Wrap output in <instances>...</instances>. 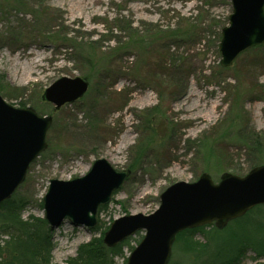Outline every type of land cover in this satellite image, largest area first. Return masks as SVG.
Here are the masks:
<instances>
[{
    "label": "rangeland",
    "instance_id": "rangeland-1",
    "mask_svg": "<svg viewBox=\"0 0 264 264\" xmlns=\"http://www.w3.org/2000/svg\"><path fill=\"white\" fill-rule=\"evenodd\" d=\"M11 2L0 0V8ZM41 5L61 18L58 33L63 38L66 32L65 41L51 45L29 35L28 47L13 46L19 27L32 21V9L0 14V94L17 107L53 117L48 147L31 164L16 192L28 201L23 217H43L41 203L50 181L85 175L97 159H107L119 171L131 170L110 204L99 209L96 228L74 227L65 221L52 231L55 264H66L82 244L101 237L115 219L153 213L161 194L175 182H194L207 172L217 183L226 172L244 176L250 158L264 163V143L251 155L241 141L256 132L264 142V44L241 54L230 67L220 63V35L229 24L232 0H44ZM128 24L144 32L131 41L126 54L107 62V70L100 71L106 60L96 69L90 67L92 59L83 48L64 49L85 44L93 53V65L94 60L102 62L97 48L105 52L118 41L127 42L128 35L120 28ZM158 30H178L185 36L174 39L163 32L159 39ZM140 36L152 46L138 48ZM89 41L98 42V47L86 45ZM170 59L177 62L175 66L168 64ZM77 76L89 82L82 98L58 111L42 100L55 81ZM194 115L201 116V122L196 123ZM205 135L212 152L204 145L198 157V148L188 140ZM124 136L128 140L123 141ZM248 219L264 224V207ZM144 235L140 231L129 238L124 256L113 262L126 264ZM194 237L205 240L202 232ZM182 245L175 243L172 261L182 259ZM261 261L250 251L244 263Z\"/></svg>",
    "mask_w": 264,
    "mask_h": 264
},
{
    "label": "water",
    "instance_id": "water-1",
    "mask_svg": "<svg viewBox=\"0 0 264 264\" xmlns=\"http://www.w3.org/2000/svg\"><path fill=\"white\" fill-rule=\"evenodd\" d=\"M232 6L219 45L223 67L232 66L241 54L264 43V0H232ZM88 89L89 82L80 76L62 77L45 89L42 100L54 104L58 111L82 98ZM52 124L51 115H40L31 107H17L0 94V204L12 198L31 164L47 149ZM130 175L131 170L119 171L100 158L85 175L52 179L43 198L44 218L52 229L65 221L94 229L99 208L110 204ZM260 205H264V163L244 176L223 173L217 183L204 172L194 182L179 181L168 186L153 213L115 219L103 243L114 248L145 231L127 264H169L179 233L211 224L223 230Z\"/></svg>",
    "mask_w": 264,
    "mask_h": 264
},
{
    "label": "trees",
    "instance_id": "trees-1",
    "mask_svg": "<svg viewBox=\"0 0 264 264\" xmlns=\"http://www.w3.org/2000/svg\"><path fill=\"white\" fill-rule=\"evenodd\" d=\"M7 1H12V4H8V7L0 8L1 15L8 10L13 12L27 9L26 7L28 6L32 9L29 13L33 15V19L29 24L19 27V38L12 42L13 46L19 47V45H22L25 48L28 47L26 39L29 38V35L41 37L50 44H57L60 41H65V39H67L65 37V31L63 38L62 35H59L58 33L63 25L62 23H59L61 18L55 15V13L49 11L48 8L46 9L41 5V2L44 0ZM7 14H10V12H7ZM54 27L59 29L57 30V33L50 32ZM120 29L121 32L128 35V41H118V45L110 48L108 51H101V46L97 48L98 42L95 41H89L88 44H86L91 46L94 45V49L97 48L100 50L99 58H103V60L102 62L94 60V65L92 58L93 53L90 49L83 46L85 44H81V47L79 48H76L75 46H65L64 49H70L71 51L76 52V50L83 48L81 51L83 50L85 52L86 50L89 54L88 56L92 59V66L90 67L95 68L96 65H100L106 60L100 71L107 70L109 67L107 62L109 61V63L112 64L113 59H119L120 55L122 56V54H126L125 51L130 47L131 41L136 38V36L140 35V32H144V30L138 32L131 28L130 24L122 26ZM146 31L147 30H145V32ZM163 32L164 31L162 30L155 31L157 37H159V35L162 36ZM25 33H28L27 37L24 36ZM165 33L168 37L174 39H182L185 36V34L178 30L170 32L166 31L164 34ZM140 37L141 38H137V43L140 45L137 46L138 48L146 49V46L147 48L152 46L150 44H145L147 43V40L144 36ZM84 61L89 63V59L87 58H85ZM176 63L177 62L172 59L168 61V64L171 67L175 66ZM2 81L3 76L0 75V90L2 87ZM239 95L242 97V94H238L237 97H239ZM21 106H24V104L21 103ZM235 108H237L236 105ZM238 138L241 139V135ZM262 139L263 136L258 135L256 132H251L246 134L241 141L248 144L244 143L245 146L248 147L250 154L254 155L252 153L258 152L257 150L263 145L264 142ZM188 142L189 144H195L196 148H198V151L196 152L198 157L201 154V150H204L202 149L204 145H206L208 152H212V149L209 147L211 142H209L206 135L204 138L200 137L193 141L188 140ZM249 161L248 172L255 166L261 164V162L257 160L255 161V158L252 160L250 158ZM137 162V160L133 162L134 165L132 164L131 169H134ZM246 173L244 172L241 175H245ZM27 204L28 201L23 197L17 196L16 193L12 198L0 204V235H6L8 237L7 239H0V264H55L53 261V251L55 249V242L52 236L53 230L43 217L30 215L27 218H24L22 214L27 207ZM42 205L43 203H41V206ZM261 207L264 206L256 207L244 217L231 222L223 230H218L214 225H209L195 229H187L179 233L176 242L183 244V256L179 261L171 260L170 264H245L244 260L250 251L255 253L256 259H264V224L248 219L255 210ZM208 228L211 229V232H206ZM197 232H202L204 234V241L198 240L194 237ZM104 234L99 238H94L89 242L82 244L78 248L76 256L68 259L66 264H115L113 262L114 258L124 256V247L128 243V240L118 244L114 248H108L103 243ZM257 264H264V261L258 262Z\"/></svg>",
    "mask_w": 264,
    "mask_h": 264
},
{
    "label": "bare ground",
    "instance_id": "bare-ground-1",
    "mask_svg": "<svg viewBox=\"0 0 264 264\" xmlns=\"http://www.w3.org/2000/svg\"><path fill=\"white\" fill-rule=\"evenodd\" d=\"M192 118H193V120H195V122L197 123V122H201V116H199V115H194V116H192ZM126 140H128V136H124L123 137V141H126Z\"/></svg>",
    "mask_w": 264,
    "mask_h": 264
}]
</instances>
